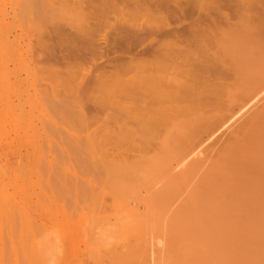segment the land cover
Returning <instances> with one entry per match:
<instances>
[{
  "label": "rangeland",
  "instance_id": "1",
  "mask_svg": "<svg viewBox=\"0 0 264 264\" xmlns=\"http://www.w3.org/2000/svg\"><path fill=\"white\" fill-rule=\"evenodd\" d=\"M108 1L37 0L36 3V0L35 2L34 0H0V181L2 179L0 183L4 182L0 184L2 185L0 191L8 197L6 205L0 202V264H264V96L260 97L259 104L255 103V107L253 105L252 109L246 112L247 114L241 116L242 119L239 118L237 123H234L230 132L216 142L217 145L207 148L203 152L205 155L202 153L203 156L198 155L199 158L192 157L191 162L190 159L187 160L184 167L178 170L172 168L177 158L180 159V156L187 154L194 144H198L200 139L203 140L205 136L210 135L225 120L230 114L231 104L232 107L234 106L232 110H235L237 103L241 104L240 101L244 102L246 99L245 94L249 96L254 89L255 91L258 89L259 84H262L264 33L263 35L261 33L263 37L260 34V37H256L258 40L254 44L258 43L256 46L250 45V50L247 49L249 53L244 52L246 49L243 50V57L249 59L247 62L240 57V54L236 56L243 60H238L235 51L230 49L227 52L232 54L227 55L225 51L223 60L227 62L224 66L229 69L226 68V71L232 77L231 82L237 85L233 88V84L227 83L232 87L231 90L226 89L228 96L225 98L224 89L229 86L226 85L220 90L215 87L220 93L216 91L218 94L215 96L214 92L211 96L214 95L215 98L220 96L218 98L221 100L215 98L211 100L222 101V105L214 101L215 105L213 106V103L210 106L205 103L210 100L201 102L206 96L202 95L205 94L202 90L204 86H201L199 80L192 79L193 83L186 85L187 82L190 83L191 75L193 76L190 72L192 69L187 68L186 59L184 65L181 63L182 58L178 59L175 50H173L175 56L172 57L174 59L177 57L175 60L179 66L183 65V71L182 66L177 67L176 61L171 59V54L170 58H166L171 53L170 50L168 54V51L166 54L163 53L164 55L161 54L162 59L161 55L152 58L151 55L137 56L132 60L127 58L112 63L109 67L106 65L107 60L102 59V53L107 51V48L104 47L103 51L98 50L102 39H107L111 44L115 40L114 43L120 41V45H129L132 39L125 32L130 31L132 25L147 27V20L150 19H144L143 14L140 16L141 12L136 13L133 10L129 11H133L131 14L135 12L133 15L136 18L134 19L133 15L131 18L129 13L130 17H127L128 9L125 10L126 17L125 14H121L127 5L130 3L133 5V0H127L129 2L122 0L119 4L116 0L114 9L110 7ZM201 1L206 5L215 2V7L222 1L217 9L221 7V13L225 15H234L232 10L234 11L237 4L242 2V0L239 3L238 0ZM245 2L243 3L246 4ZM259 7L256 6V10ZM260 9L257 10L259 13ZM218 11L216 10L217 13ZM218 15L213 16L217 18ZM220 15L219 20H215V17L213 19L221 26H224V23L226 25V21L223 20L231 19L233 16L230 15L231 18H228L230 16L226 15L225 18L224 15L222 18ZM142 16L144 18H141ZM150 21L148 24L151 23ZM152 22H155L152 26L156 23L158 26L162 25V22L159 25L156 20ZM164 24L166 23H163V27ZM169 24L170 29L181 30L176 22L171 21ZM196 30L195 34L198 33ZM88 31L91 34L88 35ZM210 31L207 29L204 31L209 33L208 37L210 33L212 34ZM202 34L204 37L207 36L203 32L200 35ZM76 35L80 39L91 37L92 43L87 47L91 48L90 51L86 50L85 46L80 47L77 46L78 44L75 46L76 41L72 48L71 42L74 39H69L75 37L76 40ZM191 37L185 35V38L190 40ZM194 37L197 41L199 34ZM211 38L208 39L207 46L212 48L214 42ZM200 43L203 44L201 41ZM41 44L44 46L42 47ZM48 45L53 46V53L49 52L51 49ZM41 47L42 50L47 49V53L45 49L41 51ZM75 47H80L79 51ZM70 49L75 51V54L73 52L71 54ZM194 50L195 45H192L186 55L197 56L199 51ZM79 52L81 55L85 54L81 56ZM110 57L114 56L110 55ZM156 58L158 59L155 60ZM166 60H169V63L164 62ZM228 63L232 66L229 64L228 67ZM237 64L239 67L235 66ZM231 74L237 75L233 77ZM219 75H215L217 77L212 79L214 85L216 82L224 81L223 77L222 80L218 78L222 74ZM152 79L155 80L153 83L160 84L152 85ZM253 80H256L255 83ZM177 81L182 86H179ZM168 83L169 85L166 86ZM57 84L60 87H57ZM147 85L155 90V87L159 86L157 89L161 93L170 85L167 91L170 89L169 91L172 92H179L181 87L183 91V87L187 86V91L184 90L186 93H189L188 90L191 94L199 91L202 97L200 98L198 94L194 95L195 99L198 97L199 100L195 102L190 98V93L189 95L184 92L187 99L196 103L185 105L189 100L185 102L180 90L179 95L184 99H180L177 92V98L180 102L183 101L179 103L178 99L171 98L173 104L168 101H172L170 94L163 92L164 94L160 93L162 97L159 96L160 94L159 97L156 96L158 93L153 97L149 96L152 99L146 97L152 104L150 105L139 94L140 91L145 90V87L150 88ZM175 85L178 86L177 90ZM69 86L71 87L68 88ZM161 86L163 89L160 88ZM188 86L193 87V92ZM222 90L224 92L221 96ZM222 97L226 99L225 102ZM161 99L168 101L169 104L165 101L163 104ZM175 100L179 103L178 109L174 108L177 103ZM158 101H161V107ZM198 103H203V107L204 104L207 105V108L199 106ZM194 104L196 108L193 107ZM126 105L128 109L124 108ZM179 106L180 109H186V111L182 109L184 114L179 111ZM135 107H140L142 110L146 107L153 112H150L153 116L149 117L145 115L147 111L143 113L141 110L139 116L142 115V118L138 120L139 108L137 111ZM199 110L201 111L198 112ZM161 111H165L163 115ZM186 112L187 115L191 113L190 117L187 118ZM143 116L149 117L148 120L155 117L157 119H154L155 122L151 119L150 121L154 123H150V121L146 122L148 120ZM219 116H223L220 121ZM136 117L138 119L133 121ZM213 117L217 119L212 121L215 119ZM160 119L163 123H157ZM150 124H155L156 126H153L155 129L147 127ZM174 126L179 136L175 137L177 133L174 132ZM167 136L173 138L170 140ZM115 137L118 142L120 141V145L113 140ZM166 138L168 141H165ZM162 142H167L168 150L166 144L163 145ZM137 149L142 154L147 149L152 156L146 150L143 156L147 161L139 154L141 158L139 162L135 158L138 153L134 154L132 151L136 152ZM177 150L181 153L180 156H177L179 153ZM122 153H125V156L121 155ZM146 154L150 157H146ZM107 155L111 157H109L111 163ZM117 156L123 158L118 159ZM149 158L153 159L150 161ZM122 164L126 166L123 167ZM118 175L121 177L119 178ZM35 249L38 253H35ZM39 250L44 253H39ZM152 252L151 256L155 260L150 256Z\"/></svg>",
  "mask_w": 264,
  "mask_h": 264
},
{
  "label": "bare ground",
  "instance_id": "2",
  "mask_svg": "<svg viewBox=\"0 0 264 264\" xmlns=\"http://www.w3.org/2000/svg\"><path fill=\"white\" fill-rule=\"evenodd\" d=\"M32 1V0H31ZM39 1V0H38ZM114 1H116V0H109L108 2H109V5H110V7L112 6L113 7V5H115V2ZM119 1H122V0H117V3L119 4ZM127 1V0H126ZM131 1V0H130ZM225 1V0H224ZM237 1V0H236ZM239 1H241V0H238V3H239ZM244 1H246L245 3L246 4H244L243 2ZM242 0V2H240L239 4H237V8L235 7L236 5L235 4H233L234 5V8H236V9H234V11L232 10V13H234V15L233 14H230V15H233L234 16V18H233V16H232V18H231V16L230 15H227V16H230V17H228V18H231V19H226V20H223V21H226V25H225V23L223 24L224 26H221V24L219 25L218 23H217V21H215L216 19L217 20H219V15H220V13H221V7L219 8V9H217L218 8V5H219V3L220 2H222V1H220L219 3H218V5H217V7H215V2L213 3L212 2V4H204L201 0H185V1H174V0H133V5H131V3L129 4V5H127V8H124V10L122 11L123 13H121L122 15L123 14H125L124 15V17H126V12H127V17H130V15H131V18H132V15L133 14H135V12L137 13V12H141V14H140V16L143 14V16L145 17H141V18H144V19H146L147 20V18H150L151 19V21H150V19L149 20H147V27L146 26H143V25H141V26H139L138 24L137 25H135V26H130V31L128 30V32H125L131 39H132V42H131V44H123V45H120L121 43H120V41H119V43H114L115 42V40L113 41V43L111 44L109 41H107V39H102V42H100L101 40H99V46H98V50H102L104 47L105 48H107V51H105L104 53H102V59H106L107 60V62H105L106 63V65H108V67H109V65H111L112 63H118V62H120L121 60H125V59H127V58H129L130 60H132V58H135V57H137V56H142V57H145V56H150L151 55V58L152 57H159L161 54L162 55H164L163 53H165L166 54V52L168 51V50H170L171 51V53H169L170 51H168L167 52V56H166V58L168 57V58H170L171 57V59L175 56V55H173L174 53H173V50H175L174 52L177 54L176 56H178V59L181 57L182 58V61H181V63H183V65H184V62H185V59L187 60L186 61V63L185 64H187L186 66H187V68L189 69V68H191L192 70L190 71L192 74H193V76L191 75V81H190V83L188 84V82H187V84L186 85H190L191 83H193L192 82V79L193 80H199L200 81V83L202 84L201 86H204V89H202L203 90V93L205 92V94H202V95H204V97L206 98H203L204 100L203 101H201V102H203L204 103V101L206 100V101H208V100H210V101H208V103L207 102H205L206 104H210V106H212V104L214 103V101L217 103V101L218 102H220L219 104L220 105H222V101H219V100H213V102H212V100H211V98H215V97H213V96H211L212 94H214V92L216 93L215 94V96L218 94V93H220V88H222L223 87V89L225 88V86L227 85V83H230V85H232L233 83L231 82V81H233V80H231L232 79V77L228 74V72L226 71V68L227 67H225L224 65L226 64V62H227V60H225V62H224V60H223V58H224V55H225V51L227 52L228 50H232V51H235L234 52V54H235V56L237 55V54H240V57L241 58H243L244 60L246 59V62H247V60H249V59H247V57L245 58V57H243V50L244 49H246V50H244V52L246 51V52H248V50H250L249 49V47H250V45L253 47V45L258 41V40H256V37H260V35H261V33H262V35H263V33H264V0ZM34 2H35V0H34ZM122 2H124V0L122 1ZM122 2H121V4H122ZM127 2H129V1H127ZM179 2H181V3H179ZM230 2V1H229ZM235 2V1H234ZM23 3V2H22ZM36 3H37V0H36ZM116 3V4H117ZM226 3V2H225ZM228 3V2H227ZM108 4V3H107ZM120 4V5H121ZM125 5H126V2L124 3ZM123 4V5H124ZM215 4V5H214ZM242 4H244V5H242ZM109 5H108V7H109ZM133 7V8H130L131 6ZM36 6V5H35ZM34 6V7H35ZM122 6V5H121ZM128 6H130V7H128ZM231 6V5H230ZM229 6V7H230ZM259 7V8H261L262 9V11H261V9H260V13H259V11H257V10H259V8L256 10V8L255 7ZM23 7V6H22ZM32 7H33V5H32ZM111 7V8H112ZM124 7V6H123ZM123 7H121V8H123ZM126 7V6H125ZM228 7V6H227ZM240 7V8H239ZM28 8V7H27ZM115 8H116V6H115ZM118 8H120V6H118ZM224 8H226L225 6H224ZM223 8V9H224ZM231 8H233V6L231 7ZM20 9H21V7H20ZM113 9H114V7H113ZM126 9H128V10H126ZM23 10H24V7H23ZM120 10H122V9H120ZM125 10H126V12H125ZM129 10H133V11H135L133 14H131V12H133V11H129ZM216 10L218 11V13L216 12ZM228 11H229V9H228ZM231 11V10H230ZM130 15H129V14ZM217 13V14H216ZM218 15L217 16V18L215 17V16H213V15ZM129 15V16H128ZM137 15V14H136ZM225 14H222L221 13V17L222 16H224ZM226 15H225V18H227L226 17ZM133 17H134V15H133ZM215 17V20L213 19ZM136 17H134V19H135ZM222 18H224V17H222ZM146 20H145V22H146ZM153 20H156L157 22H159V25H160V23L162 24V25H160V26H158V25H156L155 24V26H152V25H154V23L152 22ZM127 21H128V19H127ZM130 21H131V19H130ZM129 21V22H130ZM151 22V23H149L148 24V22ZM171 21H173V22H176L177 23V25L179 26V27H181V30H180V28H178V29H170V24H169V22L171 23ZM126 22V21H125ZM132 22H133V20H132ZM127 23V22H126ZM135 23V22H134ZM163 23H166V24H164V27H163ZM133 24V23H132ZM218 24V25H217ZM149 25V26H148ZM151 25V26H150ZM165 25H167V26H165ZM194 27H196V28H194ZM196 30V32L198 31V33H196L197 35L199 34V37H197L198 39H197V41H196V37H194V35L196 36V34H195V30ZM206 29H207V31L209 30H211L210 32H212V34L210 33V36L208 37V32H204V31H206ZM88 30V29H87ZM124 31V30H123ZM1 32V31H0ZM204 33L205 35H207V36H203V34L202 35H200L201 33ZM88 33V35L89 34H91L89 31L87 32ZM189 35H188V34ZM207 33V34H206ZM260 34V35H259ZM185 35H186V37L188 36L189 38H190V36H192L191 37V40L189 39V38H185ZM261 35V36H262ZM42 36H43V34H42ZM77 36L78 35H76V38H77ZM83 36V35H82ZM87 36V35H86ZM182 36H183V38H182ZM211 36H212V38H211ZM41 37V36H40ZM194 37V41H192V38ZM200 37L202 38V39H200ZM208 37V38H207ZM263 37V36H262ZM45 39H46V37H44ZM43 38V39H44ZM79 38V37H78ZM78 38L75 40V37L74 38H70L69 40H71V39H74V40H72V42L71 41H69V42H71L72 43V48H73V43H74V41H76V43H74L75 44V46L77 45V46H80V47H84V48H86V50H88L89 49V51L91 50V48L89 47V48H87L91 43H92V41L90 40V38L91 37H88V38H79L80 40H78ZM92 38H94V37H92ZM209 38H211V40L213 39V44L211 45L212 46V48L211 47H208L207 46V42H209ZM178 39V40H177ZM200 39V40H199ZM207 39V40H206ZM209 39V40H208ZM48 40V39H47ZM51 40V39H50ZM199 40V41H198ZM204 40H205V42H204ZM256 40V41H255ZM264 40V39H263ZM263 40H261V41H263ZM39 41V40H38ZM196 41V42H195ZM200 41L201 42H203V44L202 43H200ZM40 42H41V40H40ZM39 42V43H40ZM43 42H44V40H43ZM165 42V43H164ZM260 42V41H259ZM38 43V44H39ZM42 43V42H41ZM45 43H47V42H45ZM44 43V44H45ZM51 43V42H50ZM49 43V44H50ZM60 43H61V41H60ZM60 43H59V45H60ZM70 43V44H71ZM163 43V44H162ZM204 43H206V45L204 44ZM261 43V42H260ZM109 44H111V46L109 45ZM258 44V43H257ZM256 44V45H257ZM42 45V47L44 46L43 44H41ZM69 45V44H68ZM192 45H195V50L197 49V51H199V52H197V56L195 55V56H192V55H190V56H187L186 54H188L187 53V51H188V49L189 48H191V46ZM209 45H210V43H209ZM256 45H254V46H256ZM262 45H264V44H262ZM40 46V45H39ZM46 46V45H45ZM103 46V47H102ZM258 46H260V45H258ZM258 46H257V48H258ZM42 47H41V51H44V49L42 50ZM47 47V46H46ZM48 47H49V45H48ZM51 47V46H50ZM49 47V49H51V50H49V52L51 51L52 53H53V50H52V48H53V46L50 48ZM65 47V46H64ZM68 46H66V48H67ZM80 47H75V49L77 48V50L79 51V49H80ZM194 47V46H193ZM262 47V46H261ZM70 48V47H69ZM139 48V51H137L136 52V50ZM210 48V49H209ZM256 48V47H255ZM254 48V49H255ZM65 49V48H64ZM167 49V50H166ZM227 49V50H226ZM248 49V50H247ZM251 49H253V48H251ZM253 49V50H254ZM66 50V49H65ZM71 50V54H73L75 51H73L72 49H70ZM69 50V51H70ZM96 50V49H95ZM194 50V51H195ZM45 51H46V53H47V49H45ZM68 51V50H67ZM78 51H76V52H78ZM81 51V50H80ZM103 51V50H102ZM255 51H257V50H255ZM50 52V53H51ZM73 52V53H72ZM93 52V51H92ZM132 52H133V54H132ZM136 52V53H135ZM44 53V52H43ZM45 53V54H46ZM70 53V52H69ZM242 53V54H241ZM249 53V52H248ZM255 53V52H254ZM254 53H253V55H254ZM55 54V53H54ZM75 54V53H74ZM77 54V53H76ZM85 54V53H84ZM83 53H82V55H84ZM156 54V56H154ZM157 54H158V56H157ZM171 54V56L169 57V55ZM227 54H232V53H226V55ZM233 54V55H234ZM245 54V53H244ZM250 54H252L251 53V51H250ZM257 54H258V52H257ZM51 54H49V56H50ZM79 55H81L80 54V52H79ZM78 55V56H79ZM81 55V56H82ZM110 55H113L114 57H110ZM162 55H161V59H162ZM173 56V57H172ZM231 56V55H230ZM247 56H249V55H247ZM264 56V55H263ZM262 56V57H263ZM48 57V56H47ZM53 57V56H52ZM227 57V56H226ZM234 57V56H233ZM237 57V56H236ZM239 57V56H238ZM237 57V58H238ZM253 57V56H252ZM260 57H261V55H260ZM51 58V57H50ZM159 58V59H160ZM164 58H165V56H164ZM167 58V59H168ZM177 57H175V59H176ZM180 58V59H181ZM221 58V59H220ZM249 58V57H248ZM259 58V57H258ZM47 59V58H46ZM154 59V58H153ZM152 59V60H153ZM158 58H156L155 60H157ZM174 59V58H173ZM174 59V60H175ZM179 59V60H180ZM183 59H184V61H183ZM225 59V58H224ZM240 58H238V60H239ZM243 59H240L241 61L243 60ZM123 60V61H124ZM170 60V59H169ZM168 60V61H169ZM172 61V62H174V64H176L177 63V61H176V63H175V61ZM230 60V59H229ZM228 60V61H229ZM231 60H233V61H235L236 60V58H235V60L234 59H231ZM262 60V58L260 59V61ZM264 60V59H263ZM43 61V60H42ZM161 61V60H160ZM160 61L158 62V64L160 63ZM167 60L166 61H164V62H168ZM250 61H251V59H250ZM253 61V60H252ZM44 62V61H43ZM49 62V61H48ZM157 62V61H156ZM162 62V61H161ZM171 62V63H172ZM180 62V61H179ZM237 62H239V61H237ZM237 62H235V63H237ZM44 63H46V62H44ZM104 63V64H105ZM169 63V62H168ZM170 63V64H171ZM231 63L232 64H234V62H232L231 61ZM231 63H228L227 65H228V67L231 65L232 66V64ZM253 63V62H252ZM255 63H257V62H255ZM230 64V65H229ZM239 64H241L240 62H239ZM243 64H245V62L243 63ZM250 64V63H249ZM105 65V66H106ZM171 65H173V64H171ZM170 65V66H171ZM176 65H178L177 67H181L182 68V71H183V65L181 64V66H179V64L177 63ZM251 65V64H250ZM167 66H168V64H167ZM174 66V65H173ZM216 66H218L219 67V70H218V67H216ZM235 66H238L239 67V65L237 64V65H235ZM234 66V67H235ZM241 66H242V64H241ZM246 66V65H245ZM248 66V65H247ZM156 67V66H155ZM166 67V66H165ZM185 67V66H184ZM220 67H221V69H220ZM223 67V68H222ZM250 67H252V66H250ZM175 68V67H174ZM181 68H177V69H181ZM215 68H217V70L215 69ZM237 68V67H236ZM254 68V67H253ZM228 69V68H227ZM231 69H234V68H231ZM240 69V68H239ZM256 69V68H255ZM254 69V70H255ZM262 69V68H261ZM264 69V68H263ZM168 70H170V69H168ZM178 70V71H179ZM187 70V69H186ZM221 70V71H220ZM229 70V69H228ZM253 70V71H254ZM171 71H172V69H171ZM181 71V72H182ZM189 71H188V73H189ZM220 71V72H219ZM244 71H246V70H244ZM181 72H180V74H181ZM236 72V71H235ZM240 72H241V69H240ZM249 72H250V70H249ZM260 72V71H259ZM173 73V72H172ZM188 73H187V75H188ZM230 73H231V71H230ZM238 73V72H237ZM255 73V72H254ZM168 74V73H167ZM184 74H186V71H185V73ZM222 74V76H220V75ZM240 74V73H239ZM238 74V75H239ZM242 74V73H241ZM49 75H50V73H49ZM52 76H53V74H51ZM54 75H55V72H54ZM169 75V74H168ZM174 75H175V73H174ZM215 75H219L220 77H218V78H220L221 79V77H223L222 79L224 80V81H222L221 83H223V84H221V83H218V82H216V85H214V83H213V80H214V78L215 77H217V76H215ZM232 75V74H231ZM237 75V74H236ZM236 75H234L235 77H236ZM249 75V74H248ZM251 76H252V72H251V74H250ZM254 75V74H253ZM48 76V75H47ZM172 76V75H171ZM181 75H179V77H180ZM233 76V75H232ZM233 76V77H234ZM57 77V76H56ZM156 77V76H155ZM154 77V78H155ZM158 77V76H157ZM156 77V78H157ZM164 77H166V76H164ZM168 77V76H167ZM193 77H195V79L193 78ZM231 77V78H230ZM250 77V76H249ZM55 78V77H54ZM58 78V77H57ZM149 78V77H148ZM153 78V77H152ZM155 78V79H156ZM159 78V77H158ZM157 78V79H158ZM171 78H173V77H171ZM176 78V77H175ZM240 78V77H239ZM161 79V78H160ZM159 79V80H160ZM168 79H169V77H168ZM183 79H185V78H183ZM189 79V75H188V77H187V80ZM213 79V80H212ZM220 79H219V81H220ZM221 79V80H222ZM235 79V78H234ZM253 79H255V78H253ZM174 80V79H173ZM212 80V82H210ZM229 80V81H228ZM237 80V79H236ZM252 80V79H251ZM262 80H264V79H262ZM47 81V80H46ZM50 81H51V79H50ZM165 81H167V80H165ZM180 81V80H179ZM179 81H177V83H179V86L181 85L182 86V84L179 82ZM186 81V80H185ZM254 81H256V80H253V82ZM52 82V81H51ZM56 82V81H55ZM60 82V81H59ZM153 82H155V80H153L152 79V85L154 84V85H157V84H160V83H158V82H156V84L155 83H153ZM164 82V81H163ZM171 82V81H170ZM173 82V81H172ZM258 82V81H257ZM48 83H49V81H48ZM58 83V82H57ZM176 83V82H175ZM174 83V84H175ZM176 83V84H177ZM197 84H198V82H196ZM196 83H194V84H196ZM255 83V82H254ZM259 83V82H258ZM261 83V82H260ZM59 84V83H58ZM57 84V85H58ZM62 84V83H61ZM60 84V85H61ZM150 84H151V82H150ZM218 84V85H217ZM219 84H220V86H219ZM225 84V85H224ZM250 84V83H249ZM51 89H52V87L49 85V84H47ZM56 85V86H57ZM162 85V84H161ZM167 85H169V83L168 84H166V86ZM185 85V86H186ZM234 85V84H233ZM237 84H235L234 86H233V88L236 86ZM251 85V84H250ZM254 85V84H253ZM258 85V84H257ZM67 86V85H66ZM140 86V85H139ZM145 86V85H144ZM147 86H149V85H147ZM163 86V85H162ZM160 87V88H162L163 89V87ZM171 86V85H170ZM170 86H168V88L170 87ZM176 86V89L175 90H177L178 88V86L177 85H175ZM184 86V85H183ZM193 86V85H192ZM227 86H229V85H227ZM252 86V85H251ZM250 86V87H251ZM55 87V86H54ZM57 87H60L59 85L57 86ZM71 86H69L68 88H70ZM143 87V86H142ZM150 88H147V87H145V90H143V91H140L141 93H139L140 94V96L142 97H144L145 99H146V97L148 98L149 96H155L157 93V95L156 96H158L161 92H159V90L157 89L159 86H156L155 88H156V90L155 89H152V87L151 86H149ZM165 87V86H164ZM173 87V86H172ZM172 87H171V89H172ZM189 88H191L190 86H188ZM218 87L219 88V90L217 91V89L216 88ZM232 87V86H231ZM231 87L229 86V87H226L224 90L226 91V89L228 90V89H230L231 90ZM257 87V86H256ZM140 88V87H139ZM159 88V89H160ZM167 88V89H168ZM182 88V87H181ZM181 88H179L180 90H181V92L183 93V94H181V92H180V90H179V92L178 91H176V92H172V91H167V89L166 88H164V89H166V90H164L163 89V91H162V93L161 94H164L163 92H166V93H168V94H170V99L172 98H176V99H178V101H179V103H181L180 102V99L181 98H183V96L181 97V95H184V90H186L187 91V86H186V88L185 87H183V91H182V89ZM185 88V89H184ZM193 88V87H192ZM191 88V89H192ZM196 88V87H195ZM244 88V87H243ZM247 88V87H246ZM254 88V87H253ZM50 89V90H51ZM58 89V88H57ZM126 89V88H125ZM144 89V88H143ZM249 89V88H248ZM47 90V89H46ZM50 90H49V92H50ZM69 90V89H68ZM173 91H175L174 89H172ZM193 90L194 89H192V91L191 92H193ZM232 90H234V89H232ZM244 90V89H243ZM252 90V89H251ZM52 91V90H51ZM72 91V90H71ZM127 91V90H126ZM201 91V90H200ZM218 93H217V92ZM254 92H250L251 94L249 95V96H246V94L244 95L245 97H246V99L244 100V102H242V101H240L241 102V104H239V103H237V101H236V103H237V106H235V110H232L233 109V107H232V104L230 105L231 106V110H230V112H229V110L227 111V113L229 112L230 114L225 118V115H223L222 117L223 118H225V120L224 121H222V123L218 126V127H216L215 128V130L213 131V132H209L210 133V135H207V136H205L206 138H204L203 140H201L200 138V140H199V142H198V144H194V146L189 150V152L187 151V154H185V155H182V156H180V152L179 153H177V156L179 155L181 158L180 159H178L177 157V159H176V161H175V163H174V167H172V168H177V170H178V168H180V167H184V164H186L187 163V160L189 161V159H190V161L189 162H191V159H192V157H194V156H203L202 155V153L203 152H205V150H207V148H211L210 146H214V144L215 145H217L216 144V142H218L219 141V139L221 140V138L226 134V133H228V132H230L229 130L231 129V127L232 126H234V123L236 124L237 123V121H238V119L239 118H243V117H241V116H244V113L245 114H247L246 112L247 111H249V109L251 108L252 109V106L255 104V103H258L259 104V100H260V97L261 96H264V81H262V84H259V86H258V89L255 91V89L253 90ZM73 92H75V91H73ZM177 92H178V94H177ZM188 92L190 93V90H188ZM197 92V91H196ZM196 92H193L192 94H191V97L189 96L190 94L189 93H186V94H189V95H186V96H188V97H190L193 101H195L196 102V100H197V102H199V100H198V97H197V99H195V96L194 95H197L198 94V96L200 97V95H199V91H198V93H196ZM223 90H222V93H221V96H222V94H223ZM235 92V91H234ZM243 92V91H242ZM54 93V92H53ZM225 94H223L224 96V98L225 97H227L228 96V92L226 91V92H224ZM231 93V92H230ZM245 93V92H244ZM155 94V95H154ZM159 95L160 97H162V95ZM173 94V95H172ZM175 94V95H174ZM178 96H180V99L179 98H177V95ZM179 94H181V95H179ZM201 94V93H200ZM242 95H243V93H241ZM247 94H248V92H247ZM51 95H53L52 93H51ZM123 95V94H122ZM124 95H126V94H124ZM167 95V94H166ZM194 97H193V96ZM208 95V96H207ZM158 96V97H159ZM171 96H173V97H171ZM209 96H211V97H209ZM126 97V96H125ZM164 97H165V95H164ZM167 97H169V95L167 96ZM184 97H185V95H184ZM202 97V96H201ZM200 97V98H201ZM218 97H220V96H218ZM218 97H216L215 99H220L221 100V98H218ZM222 97V100L224 99ZM231 97V96H230ZM238 97V96H237ZM242 97V96H241ZM123 98H124V96H123ZM123 98H122V100H123ZM128 98V97H127ZM126 98V99H127ZM150 98V97H149ZM155 98V97H154ZM239 98V97H238ZM264 98V97H263ZM125 99V98H124ZM150 99H152V98H150ZM171 99V100H172ZM184 99V98H183ZM191 99L189 100V98L187 99V97H185V102H186V100H189V101H191ZM228 99V98H227ZM230 99V98H229ZM262 99V98H261ZM147 100V99H146ZM155 100H156V102H157V99L155 98ZM155 100H154V102L153 103H155ZM164 100V99H163ZM166 100H168L167 98H166ZM240 100H242V99H240ZM141 101H143V98H142V100ZM161 101H162V99H161ZM160 101V102H161ZM165 101V100H164ZM164 101H162L163 102V104H164ZM169 101V103L171 102V103H173L174 104V101L172 100V101H170V100H168ZM168 101L166 102L167 104H169L168 103ZM175 101H177V100H175ZM178 101H177V103H176V106L174 107V108H177L178 106H177V104H179L178 103ZM189 101H187L186 102V104L183 102V104H185V105H187V104H193V103H195V102H189ZM226 101V99H224L223 100V102H225ZM116 102V101H115ZM125 102H127L126 100H125ZM138 102V101H137ZM146 102V101H145ZM147 102H148V100H147ZM151 102V101H150ZM151 102V103H152ZM159 102V101H158ZM160 102H159V105H160ZM209 102H212V103H209ZM122 103V102H121ZM139 103V102H138ZM149 103V102H148ZM165 103V104H166ZM203 103L201 104H199L198 103V105L200 106H202L203 107ZM116 104V103H115ZM119 104V103H118ZM141 104V103H140ZM150 104V103H149ZM196 104V103H195ZM195 104L193 105V107H195ZM235 104V103H234ZM150 105H152V104H150ZM154 105V104H153ZM155 105H157V103L155 104ZM161 105H162V103H161ZM161 105H160V107H161ZM181 106H182V104H180ZM184 105V106H185ZM215 105V103L213 104V106ZM225 105V104H224ZM120 106V105H119ZM135 106V105H134ZM138 106V105H137ZM143 106H146V105H143ZM149 106V105H148ZM147 106V107H148ZM169 106H171V105H169ZM181 106H179V111H182V109H185V108H181L180 109V107ZM190 107L192 106V105H189ZM198 106V107H199ZM217 106V105H216ZM116 107V106H115ZM130 107V106H129ZM152 107V106H151ZM150 107V108H151ZM155 107H157V106H154V107H152V108H155ZM183 107V106H182ZM207 108V105L205 106V104H204V107L203 108ZM253 107H255V105L253 106ZM122 108V107H121ZM125 109L127 108V105H126V107H124ZM136 108V107H135ZM134 108V109H135ZM139 108V112H138V117H140L139 116V113L141 114V110H142V108L140 109V107H138ZM138 108H136V110L138 111ZM158 108H159V106H158ZM168 107H166V109H167ZM170 108V107H169ZM171 108L172 109H174L172 106H171ZM187 108V107H186ZM196 108V107H195ZM226 108V107H225ZM124 109V110H125ZM128 109V108H127ZM134 109H133V111H134ZM165 109V110H166ZM178 109V108H177ZM188 109H191V108H188ZM193 109V108H192ZM198 109V108H197ZM214 109V108H213ZM224 109V108H223ZM230 109V108H229ZM157 110V109H156ZM195 110V109H194ZM204 110V109H203ZM202 110V111H203ZM226 110H227V108H226ZM225 110V111H226ZM131 111V110H130ZM144 111H147V113H145ZM149 111V112H148ZM154 111V110H153ZM167 111H168V109H167ZM174 111V110H173ZM185 111H186V109H185ZM201 110H199L198 112H200ZM205 111V110H204ZM211 111H212V109H211ZM215 111H217V110H215ZM225 111H224V114H225ZM251 111V110H250ZM118 112V111H117ZM127 112H129V111H127ZM142 112L143 113H145V115H147V116H149V117H152L151 115H150V112H152L150 109H146V107L144 108L143 107V110H142ZM165 111H161V115H163L162 113H164ZM178 112V111H177ZM183 112V111H182ZM181 112V113H182ZM193 112V111H192ZM213 112V111H212ZM211 112V113H212ZM134 113V112H133ZM132 113V114H133ZM135 113H137L136 111H135ZM153 113V112H152ZM159 113H160V111H159ZM220 113H222V112H220ZM130 114V113H129ZM155 114V113H154ZM166 114V113H165ZM164 114V115H165ZM177 114V113H176ZM180 114V113H179ZM183 114H184V112H183ZM217 115H218V112L216 113ZM216 114H213V116L214 115H216ZM175 115V114H174ZM186 115H187V112H186ZM190 115H191V113H190ZM190 115H187V118H188V116L190 117ZM134 117H135V115H133ZM133 116H131L132 117V119H133ZM158 116V115H157ZM173 116V115H172ZM143 117H146V116H143ZM149 117H146L145 118V120H148V118ZM155 117V116H154ZM168 117V116H167ZM176 117L178 118V116L176 115ZM221 116H219L218 117V120L220 121V118H222ZM142 118V115H141V117L138 119L137 117H136V119H134L133 121H136L137 119L138 120H140ZM156 118V117H155ZM154 118V119H155ZM160 118H163V117H160ZM170 118H172V117H170ZM169 118V119H170ZM175 118V117H174ZM176 118V119H177ZM212 118V117H211ZM213 118H215V117H213ZM131 119V118H130ZM151 119H153V118H151ZM150 119V120H151ZM153 119V121L155 122V120L157 119H155L154 120ZM164 119V118H163ZM167 119V118H166ZM190 119V118H189ZM217 119V117L215 118V119H212V121L214 120H216ZM240 119V120H241ZM129 120V119H128ZM150 120H148V121H146V122H149ZM178 120V119H177ZM152 121V122H153ZM158 121V120H157ZM156 121V122H157ZM171 121H173V120H171ZM145 122V123H146ZM151 121H150V123H152ZM153 122V123H154ZM191 122V121H190ZM218 122V121H217ZM137 123V122H136ZM143 123H144V121H143ZM157 123H163V122H161V119H160V121H158ZM164 123H166V122H164ZM170 123V122H169ZM213 123H216V122H213ZM133 124V123H132ZM138 124V123H137ZM141 124V123H140ZM171 124H172V122H171ZM217 124H219V123H217ZM134 125V124H133ZM132 125V126H133ZM136 125V124H135ZM145 125V124H144ZM155 125V124H154ZM154 125H152V124H150V126H148L147 125V127H152L153 128V126ZM170 125V124H169ZM137 126V125H136ZM141 126V125H140ZM156 126V125H155ZM160 126V125H159ZM131 127V126H130ZM138 127V126H137ZM136 127V128H137ZM145 127V126H144ZM143 127V128H144ZM146 127V128H147ZM158 128H160V127H158ZM157 128V129H158ZM161 128H162V126H161ZM161 128H160V130H161ZM172 128V127H171ZM175 128V126L173 127V129ZM132 129H135V128H132ZM140 129V128H139ZM153 129H155V128H153ZM170 129V128H169ZM212 128L210 127V130H211ZM145 130V129H144ZM159 130V129H158ZM159 130V131H160ZM175 130V129H174ZM130 131H132V130H130ZM129 131V132H130ZM141 131H143V130H141ZM148 131V130H147ZM164 131H165V129H164ZM170 131H171V129H170ZM209 131V130H208ZM125 132V131H124ZM153 132V131H152ZM157 132V131H156ZM162 132V131H161ZM160 132V133H161ZM174 132H176V130L174 131ZM178 132V131H177ZM176 132V133H177ZM126 133H128V131L126 132ZM125 133V134H126ZM136 133L138 134L139 133V131L137 130L136 131ZM145 133H146V130H145ZM164 133V135H165V132H163ZM170 133H172V132H170ZM208 133V132H207ZM142 134V133H141ZM120 135H122L123 136V134H120ZM143 135V134H142ZM145 135H147V133L145 134ZM145 135H144V137H145ZM148 135H150V134H148ZM152 135V134H151ZM163 135V136H164ZM173 135V134H172ZM174 135H175V133H174ZM174 135H173V137H174ZM179 136V134L177 133L176 135H175V137L176 136ZM171 136V135H170ZM125 137H126V135H125ZM143 137V138H144ZM153 137V136H152ZM160 136H158V138H159ZM168 137V136H167ZM173 137H171V138H173ZM105 138V141H106V137H104ZM108 138H109V136H108ZM107 138V139H108ZM114 138V137H113ZM132 138V137H131ZM130 138V139H131ZM157 138V139H158ZM162 138V137H161ZM171 138L170 137H168V139H170L171 140ZM112 139V138H111ZM134 138H132V140H133ZM148 139V138H147ZM151 139V138H150ZM160 139V138H159ZM158 139V140H159ZM113 140H115V141H117L118 139L115 137V139H113ZM131 140V141H132ZM143 141H144V139H142ZM141 140V141H142ZM162 140V139H161ZM169 140V141H170ZM177 140V139H176ZM9 141V140H8ZM108 141V140H107ZM112 141V140H111ZM123 141V140H122ZM121 141V142H122ZM129 141L130 140H128V143H129ZM134 141V140H133ZM147 141V140H146ZM163 141V140H162ZM165 141H168L167 140V138L165 139ZM118 142V141H117ZM120 142V141H119ZM119 142H118V144H119ZM127 142V141H126ZM138 142H140V141H138ZM145 142V141H144ZM143 142V143H144ZM116 143V142H115ZM124 144H125V142H123ZM134 143V142H133ZM141 143V142H140ZM166 144L165 142H162V144ZM169 143V142H168ZM171 143V142H170ZM179 143L180 142H178V145H179ZM193 143V142H192ZM196 143V142H195ZM130 144V143H129ZM161 144V143H160ZM163 144V145H164ZM175 144V143H174ZM115 145H117V144H115ZM120 145V144H119ZM132 146H133V144H131ZM139 145V143H137V146ZM149 145V144H148ZM173 145V144H172ZM176 145V144H175ZM177 145V146H178ZM191 145V144H190ZM111 146H112V144H111ZM118 146V145H117ZM116 146V147H117ZM134 146H135V144H134ZM153 146V145H152ZM151 146V147H152ZM167 146V144L165 145V147ZM169 146V145H168ZM183 146V145H182ZM140 147V146H139ZM164 147V148H165ZM179 147V146H178ZM186 147V146H185ZM113 148L115 149V147L113 146ZM137 148V147H136ZM167 148V147H166ZM172 148V147H171ZM175 148V147H174ZM183 148V147H182ZM212 148H214V147H212ZM106 149H107V147H106ZM110 149V148H109ZM139 149V148H138ZM136 150V152H135V150H132V151H134L133 153L134 154H137L138 156L136 157L135 155V158L136 159H138V161L140 162V160H141V158H140V155L139 154H141L142 156L141 157H145V156H143V154L146 152V150L145 151H143L144 153L142 154V152L140 153L139 152V150ZM149 149V148H148ZM152 149V148H151ZM169 148H167V150H168ZM173 149V148H172ZM180 149H181V147H180ZM179 149V150H180ZM112 150V149H111ZM128 150V149H127ZM175 150V149H174ZM182 150V149H181ZM116 151V150H115ZM114 151V152H115ZM138 151V152H137ZM141 151V150H140ZM148 151V150H147ZM149 151H150V149H149ZM148 151V153H150ZM154 151V150H153ZM171 151V150H170ZM176 151V152H177ZM113 152V153H114ZM183 152H185L184 150H183ZM182 152V153H183ZM112 153V154H113ZM117 153V152H116ZM128 153V152H127ZM127 153H126V155H127ZM207 153V152H206ZM110 154V153H109ZM112 154H111V157H112ZM118 154V153H117ZM125 153H122L121 155H124ZM152 153H150V156H152L151 155ZM172 154H173V152H172ZM204 155H205V153H203ZM106 155V154H105ZM116 155V154H115ZM119 155V154H118ZM120 155V156H121ZM131 155V154H130ZM108 156V155H107ZM119 156V157H120ZM125 156V155H124ZM148 156V154H146V157ZM150 156H148V157H150ZM199 156H198V158H199ZM109 157L110 156H108V160H109ZM110 157V158H111ZM118 157V156H117ZM117 157H115V158H117ZM119 157H118V159H119ZM114 158V157H113ZM120 158H123V157H120ZM126 159V158H125ZM144 159H146V161H147V158H144ZM150 159H153V158H149V160ZM155 159V158H154ZM172 159V158H171ZM112 160V159H111ZM174 160V159H173ZM173 160H171V161H173ZM110 161V160H109ZM122 161H124V160H122ZM121 161V162H122ZM145 161V160H144ZM143 161V162H144ZM151 161V160H150ZM9 162V161H8ZM113 162H114V160H113ZM112 162V163H113ZM125 162V161H124ZM153 162V161H152ZM156 162V161H155ZM170 162V161H169ZM168 162V163H169ZM110 163H111V161H110ZM119 165H120V163L119 162H117ZM142 163V162H141ZM147 163V162H146ZM154 163V162H153ZM171 164V163H170ZM168 165L169 166V168H170V166L171 165ZM173 164V163H172ZM116 165V164H115ZM114 164H113V166H115ZM123 165V164H122ZM121 165V166H122ZM155 165V164H154ZM116 166H118V165H116ZM124 166H126V165H123V167ZM129 166V165H128ZM120 167V166H119ZM118 167V168H119ZM146 167H148V166H146ZM150 167H151V165H150ZM182 167V168H183ZM117 168V169H118ZM172 168H170V170L172 169ZM181 168V169H182ZM5 169V168H4ZM121 169V168H120ZM123 169V168H122ZM146 169H148V168H146ZM162 169V168H161ZM163 169H165L166 170V168H163ZM168 169V168H167ZM150 170V169H149ZM148 170V171H149ZM152 171H153V169H151ZM169 170V169H168ZM169 170V171H170ZM174 170V169H173ZM176 170V171H177ZM120 171V170H119ZM163 171V170H162ZM175 171V172H176ZM1 172V171H0ZM121 172V171H120ZM124 172H127V170L125 171L124 170ZM130 172V171H129ZM128 172V173H129ZM164 172V171H163ZM171 172V171H170ZM173 172V171H172ZM148 173V172H147ZM150 173V172H149ZM148 173V174H149ZM156 173V172H155ZM164 173H166V172H164ZM168 173V172H167ZM3 174H4V172H3ZM121 174V173H120ZM133 175V174H132ZM130 176V175H129ZM118 177H119V175H118ZM121 177V176H120ZM119 177V178H120ZM130 177H132V176H130ZM135 177H136V175H135ZM148 177V176H147ZM150 177V176H149ZM153 177V176H152ZM127 178V177H126ZM137 178V177H136ZM150 179H151V177H150ZM150 179H149V181H150ZM124 180V179H123ZM1 181H2V179H1ZM0 181V182H1ZM130 181V180H129ZM124 182V181H123ZM4 182H2V183H0V184H3ZM150 183V182H149ZM142 185V184H141ZM123 186V185H122ZM0 187H2V185L0 186ZM127 188V187H126ZM130 188V187H129ZM128 188V189H129ZM134 188V187H133ZM2 190V189H1ZM6 190V189H5ZM8 190V189H7ZM20 192V191H19ZM136 192V191H135ZM0 194L2 195V197H1V195H0V198H1V200H0V202L2 201L3 202V205L5 204V202H7L8 201V197L7 196H5L4 194H2V192L0 191ZM21 194V193H20ZM11 195V194H10ZM12 196V195H11ZM11 198V197H10ZM15 199V198H14ZM13 199V200H14ZM24 202V201H23ZM19 203V202H18ZM12 204V203H11ZM16 204V203H15ZM20 204H22L21 202H20ZM6 205V204H5ZM23 205H25V207H26V204H25V202H24V204ZM22 205V206H23ZM20 206V205H19ZM13 207V206H12ZM17 207V206H16ZM23 208H24V206H23ZM7 208L5 207V210H6ZM26 210V209H25ZM12 211H13V209H12ZM16 212V211H15ZM114 216V215H113ZM119 216V215H118ZM2 217V216H1ZM116 217V216H115ZM114 217V218H115ZM117 219H118V217H116ZM22 219V218H21ZM116 219V220H117ZM112 221V220H111ZM113 221H114V219H113ZM33 222V221H32ZM116 222V221H115ZM119 222V221H118ZM163 223V222H162ZM117 224V223H116ZM161 224V223H160ZM31 226V225H30ZM164 228V227H163ZM33 230V229H32ZM34 231V230H33ZM151 234H153V233H151ZM157 237V236H156ZM155 238V237H154ZM33 239V238H32ZM31 239V240H32ZM156 239V238H155ZM38 244V243H37ZM162 244V243H161ZM36 245V244H35ZM38 245H40V244H38ZM37 246V245H36ZM46 248V247H45ZM36 249H37V247H36ZM36 249H35V253L38 251H36ZM39 249V248H38ZM47 249V248H46ZM48 250V249H47ZM42 251V250H41ZM40 250H39V253H44V252H41ZM33 252V251H32ZM38 253V252H37ZM48 253V252H47ZM41 254V255H42ZM37 255H39V254H37ZM40 255V256H41ZM151 255H153V252H152V254H150V256ZM149 256V257H150ZM155 256V255H154ZM40 258V257H39ZM48 258V257H47ZM151 258H153V256H151ZM154 259V258H153ZM42 260V259H41ZM46 260V259H45ZM155 260V259H154ZM149 261H150V259H149ZM38 263V262H37ZM44 263V262H43ZM49 263V262H48ZM153 263H155L154 261H153ZM38 264H40V263H38Z\"/></svg>",
  "mask_w": 264,
  "mask_h": 264
}]
</instances>
